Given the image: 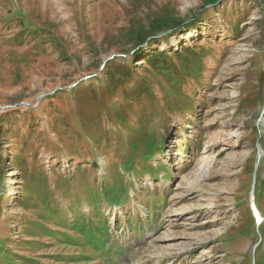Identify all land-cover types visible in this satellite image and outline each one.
<instances>
[{
    "label": "rangeland",
    "instance_id": "obj_1",
    "mask_svg": "<svg viewBox=\"0 0 264 264\" xmlns=\"http://www.w3.org/2000/svg\"><path fill=\"white\" fill-rule=\"evenodd\" d=\"M254 254L264 0H0V264Z\"/></svg>",
    "mask_w": 264,
    "mask_h": 264
},
{
    "label": "trees",
    "instance_id": "obj_2",
    "mask_svg": "<svg viewBox=\"0 0 264 264\" xmlns=\"http://www.w3.org/2000/svg\"><path fill=\"white\" fill-rule=\"evenodd\" d=\"M181 21V22H180ZM182 22H185V21H182L181 19L179 20V23H182ZM172 25H174V23L172 24ZM178 26H180V25H178ZM168 28V27H171V28H173V26H170V24H168L167 22H165V23H163V24H161L160 26H158V27H152L151 29H149V31H148V33L149 34H153L154 32H158L157 34H160L161 32H160V30L162 29V28ZM164 32V31H163ZM148 41V36H146V35H143V34H141L140 36H138V39H137V45L135 46V48L137 49V47L138 46H142L145 42H147ZM139 47V48H140ZM154 56V55H153ZM157 57V56H156ZM155 56L153 57V59H155L156 58ZM195 72H197V71H195ZM255 264H258V259L256 258L255 259Z\"/></svg>",
    "mask_w": 264,
    "mask_h": 264
},
{
    "label": "bare ground",
    "instance_id": "obj_3",
    "mask_svg": "<svg viewBox=\"0 0 264 264\" xmlns=\"http://www.w3.org/2000/svg\"><path fill=\"white\" fill-rule=\"evenodd\" d=\"M136 180V179H135ZM112 211V210H111Z\"/></svg>",
    "mask_w": 264,
    "mask_h": 264
}]
</instances>
